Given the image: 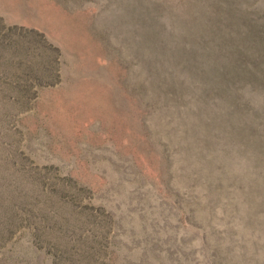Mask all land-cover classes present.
Wrapping results in <instances>:
<instances>
[{"label": "rangeland", "instance_id": "obj_1", "mask_svg": "<svg viewBox=\"0 0 264 264\" xmlns=\"http://www.w3.org/2000/svg\"><path fill=\"white\" fill-rule=\"evenodd\" d=\"M0 264H264V0H0Z\"/></svg>", "mask_w": 264, "mask_h": 264}]
</instances>
